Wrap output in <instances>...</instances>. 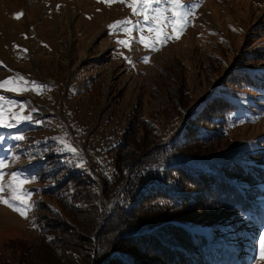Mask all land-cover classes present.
I'll return each mask as SVG.
<instances>
[{
    "label": "rangeland",
    "instance_id": "rangeland-1",
    "mask_svg": "<svg viewBox=\"0 0 264 264\" xmlns=\"http://www.w3.org/2000/svg\"><path fill=\"white\" fill-rule=\"evenodd\" d=\"M182 2L187 8L192 2L199 6L179 38L169 28L171 39L159 51H152L132 42L138 36L136 31L131 33L130 48L117 43L129 39L128 34L111 31L108 26L125 18L133 23L137 19L121 0L110 5L104 0H0V81L19 73L27 81L50 86L39 93L31 90V85L20 94L0 90V95L25 105L23 114L33 117L15 128H0L5 137L0 141V159L19 156L6 171L35 178L26 185L33 192V201L55 202L42 189L50 176H58L77 162L71 152L61 150L59 138L66 137L85 164L93 165V156L100 154L95 149L104 145L113 119L135 112L136 117L140 113L153 116L150 121H178L177 103L182 104L186 116L206 93L214 87L216 92L219 79L232 75L239 56L248 54L250 58L248 50L254 47L264 53V0ZM17 14H22L19 19ZM144 56L150 58L148 63L143 62ZM231 96L245 107L231 110V119L223 122L224 132H231L224 140L241 137L254 145L253 149H263L264 84L247 92L233 91ZM110 114L112 119L106 122ZM87 120L95 124L78 137ZM100 122L98 132L88 138ZM147 125L145 129L151 133L152 126ZM20 134L26 137L24 141L13 138ZM89 151L93 152L88 156ZM122 155L126 169L134 153L125 148ZM254 215L221 207L196 215L200 223L193 230L207 237L221 264H264L253 261L259 249L256 238L264 233V206L257 219ZM32 220L33 209L23 218L0 204V249L6 250L8 240L31 233Z\"/></svg>",
    "mask_w": 264,
    "mask_h": 264
},
{
    "label": "trees",
    "instance_id": "trees-1",
    "mask_svg": "<svg viewBox=\"0 0 264 264\" xmlns=\"http://www.w3.org/2000/svg\"><path fill=\"white\" fill-rule=\"evenodd\" d=\"M259 49L248 50L250 58L239 56L232 75L219 79L216 92L186 116L177 103L178 121H150L153 116L135 112L113 119L93 165L49 177L42 192L55 202H36L31 233L8 240L0 264H221L207 237L193 228L200 223L196 215L221 207L255 219L262 212L264 148L253 149L241 137L224 140L231 132L223 125L231 110L245 107L230 99L232 92L264 84ZM84 123L78 137L95 121ZM125 148L134 153L126 169Z\"/></svg>",
    "mask_w": 264,
    "mask_h": 264
},
{
    "label": "snow or ice",
    "instance_id": "snow-or-ice-1",
    "mask_svg": "<svg viewBox=\"0 0 264 264\" xmlns=\"http://www.w3.org/2000/svg\"><path fill=\"white\" fill-rule=\"evenodd\" d=\"M104 2L110 5L114 0H104ZM121 2L127 4L137 19L133 23L130 19L125 18L108 26L111 31L119 30L128 34L129 39H118L117 43L125 48H130L131 33L136 31L138 36L132 42H139L145 49L152 51H159L160 46L171 39V35L167 31L169 28L171 33L179 38V34L184 31L190 17L194 15L195 9L199 6L198 3L192 2V7L187 8L182 0H130V2L121 0ZM20 15L22 14H17L16 18L19 19ZM125 59L132 63L129 57H125ZM149 59L148 56L142 58L144 63H148ZM29 85L32 86L31 90L37 91V93L40 89L48 90L50 87L36 81H27L17 73L13 78L0 81V90L20 94L29 90ZM14 108H19V111H13ZM24 109L25 105L0 95V128L11 129L24 121H31L33 117L23 114ZM13 138L17 141L26 139L22 134ZM4 139L5 137L0 135V141ZM59 143L63 145L62 151L71 152L77 158V162L73 166L84 167L86 161L66 137L59 138ZM18 160L19 156L16 155L10 159H0V204L17 212L21 217L28 218V214L36 207V202L32 199L33 192L26 185L32 183L35 178H26L18 171H11L10 173L6 171L12 163ZM256 239L259 249L257 255L253 257V261L255 262L257 259L264 261V233H261Z\"/></svg>",
    "mask_w": 264,
    "mask_h": 264
},
{
    "label": "water",
    "instance_id": "water-1",
    "mask_svg": "<svg viewBox=\"0 0 264 264\" xmlns=\"http://www.w3.org/2000/svg\"><path fill=\"white\" fill-rule=\"evenodd\" d=\"M130 151L128 150L127 154L129 153Z\"/></svg>",
    "mask_w": 264,
    "mask_h": 264
},
{
    "label": "flooded vegetation",
    "instance_id": "flooded-vegetation-1",
    "mask_svg": "<svg viewBox=\"0 0 264 264\" xmlns=\"http://www.w3.org/2000/svg\"><path fill=\"white\" fill-rule=\"evenodd\" d=\"M103 57H101L100 59H102ZM99 60V59H98Z\"/></svg>",
    "mask_w": 264,
    "mask_h": 264
}]
</instances>
